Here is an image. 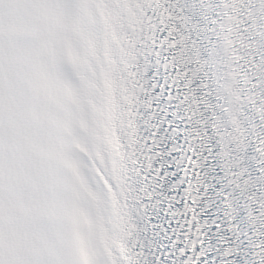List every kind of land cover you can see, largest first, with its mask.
I'll return each mask as SVG.
<instances>
[{"label": "snow or ice", "instance_id": "1", "mask_svg": "<svg viewBox=\"0 0 264 264\" xmlns=\"http://www.w3.org/2000/svg\"><path fill=\"white\" fill-rule=\"evenodd\" d=\"M167 2L0 0V264H141L133 212L153 193L144 184L132 195L129 173L151 169L160 153L141 151L136 121L141 104L148 107L146 82L133 26L125 30L122 19L134 10L146 21L161 16L160 46L175 49L178 30L162 15ZM175 69L172 83L187 87V73ZM125 86L127 104L119 95ZM188 152L180 255L201 264L199 170L207 157ZM254 228V264H264V207Z\"/></svg>", "mask_w": 264, "mask_h": 264}]
</instances>
